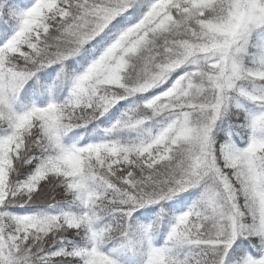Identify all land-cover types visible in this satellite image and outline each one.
<instances>
[{
	"label": "snow or ice",
	"instance_id": "1",
	"mask_svg": "<svg viewBox=\"0 0 264 264\" xmlns=\"http://www.w3.org/2000/svg\"><path fill=\"white\" fill-rule=\"evenodd\" d=\"M0 264H264V0H0Z\"/></svg>",
	"mask_w": 264,
	"mask_h": 264
}]
</instances>
